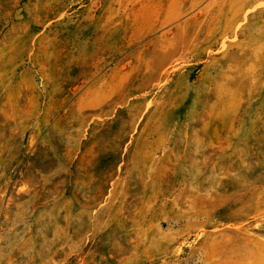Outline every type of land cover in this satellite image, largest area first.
<instances>
[{"label": "rangeland", "instance_id": "374dc122", "mask_svg": "<svg viewBox=\"0 0 264 264\" xmlns=\"http://www.w3.org/2000/svg\"><path fill=\"white\" fill-rule=\"evenodd\" d=\"M0 264H264V0H0Z\"/></svg>", "mask_w": 264, "mask_h": 264}]
</instances>
